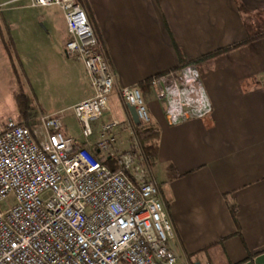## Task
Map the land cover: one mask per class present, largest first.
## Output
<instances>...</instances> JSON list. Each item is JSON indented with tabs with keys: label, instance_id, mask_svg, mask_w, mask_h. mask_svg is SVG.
<instances>
[{
	"label": "crops",
	"instance_id": "crops-1",
	"mask_svg": "<svg viewBox=\"0 0 264 264\" xmlns=\"http://www.w3.org/2000/svg\"><path fill=\"white\" fill-rule=\"evenodd\" d=\"M76 1L97 29L115 75L109 110L93 123L88 142L73 107L93 89L83 64L64 53L68 32L61 9L24 4L14 10L37 12L0 14V30L15 28L21 65L32 69L59 60L63 78L80 92L49 116L60 115L64 132L90 149L109 119L127 127L119 138L133 132L119 87L143 84L182 63L196 65L211 106L205 116L172 122L164 102L141 86L149 124L159 130L150 179L158 185L184 264H264V0ZM44 38L50 47L40 42ZM78 64L80 71L74 69ZM72 118L78 134L70 133Z\"/></svg>",
	"mask_w": 264,
	"mask_h": 264
},
{
	"label": "built area",
	"instance_id": "built-area-1",
	"mask_svg": "<svg viewBox=\"0 0 264 264\" xmlns=\"http://www.w3.org/2000/svg\"><path fill=\"white\" fill-rule=\"evenodd\" d=\"M17 1L61 9L64 53L83 64L93 89L73 107L88 142L109 110L115 75L86 11L76 0ZM150 88L172 122L211 110L193 63L152 77ZM119 95L141 124L150 123L138 85L119 87ZM122 124L102 122L94 143L101 156L115 158V169L68 136L60 115L42 117L33 129L12 118L0 124V204L15 200L0 206V264H184L158 185L139 166L130 171L133 153L113 150Z\"/></svg>",
	"mask_w": 264,
	"mask_h": 264
},
{
	"label": "rangeland",
	"instance_id": "rangeland-1",
	"mask_svg": "<svg viewBox=\"0 0 264 264\" xmlns=\"http://www.w3.org/2000/svg\"><path fill=\"white\" fill-rule=\"evenodd\" d=\"M1 1L2 0H0V2ZM8 2L9 3L4 6V10H2L0 14L23 13L32 15L33 13L37 12V10L31 9L17 11L14 10L15 7L26 4V1L10 0ZM6 9H9V11L7 12ZM13 34H15V28L9 30L1 28L0 30V39L1 37H3L5 41V44L3 43V46H0V48L4 47V52L1 53L0 51V75L2 76V78L0 79H3L0 80V124L4 123L8 118L24 122V119H20L19 107L15 100L16 95L19 96L21 94H24V96L31 100V105L35 106V111L32 110V114H30L29 116V119H35L39 121V123L37 122L33 127L35 128L39 126L42 117L49 116V113L55 107L66 106L71 100L76 98L80 94V92L74 84L68 82L65 78H63L62 72L64 73L65 67L63 63L60 64L59 60L55 62L54 60H52L50 64H43L41 67H38L39 69L28 68L26 64L25 66L24 64L21 65L20 56L18 54L16 55L17 52L14 51ZM49 40L50 38H44L40 42H42L44 46L47 44L46 47H50L51 42H48ZM44 46L42 47L44 48ZM43 50L44 51L42 52L44 54L51 53V51L47 48H44ZM62 57L66 58L64 54H62ZM22 66L24 67V71L26 72V74L23 73L24 71L22 70ZM74 69L76 71H80L79 64ZM7 75L8 77H6ZM11 75L12 77L14 76V79H10ZM201 80L202 82H204L202 77ZM19 98L23 101V98H21V96H19ZM15 110L17 112H15ZM68 126L71 134L79 133V125L75 118H72L71 122L68 123ZM124 129L127 130V127H121L116 133V141L113 145V150L122 154L128 151L133 153L135 157L130 167V171L134 173V168L139 166L142 170L143 175L146 178H150V168L143 160L139 144L134 136V132L129 130L128 133L120 135L119 138L118 134L120 130ZM119 139L120 142L117 143V140ZM113 161H115V158H112L110 160L111 163ZM109 166H111V164H109ZM14 203V198L10 197L1 202L0 206L5 209L12 206Z\"/></svg>",
	"mask_w": 264,
	"mask_h": 264
},
{
	"label": "trees",
	"instance_id": "trees-1",
	"mask_svg": "<svg viewBox=\"0 0 264 264\" xmlns=\"http://www.w3.org/2000/svg\"><path fill=\"white\" fill-rule=\"evenodd\" d=\"M92 26H93V24H92ZM93 29H94L97 37H98V40H99L101 46L103 47V49L105 51L104 44H103L101 37H100L97 29L95 28V26H93ZM142 85L150 87V79L145 81L143 84L138 85L140 87V89H141ZM19 96H21V98H23V101L20 100ZM19 96L16 95L15 100H16V103L19 107L20 119H24L23 123H25L30 129H33L35 124L37 122L39 123V121H37L35 119H29L30 114H32V110L35 111V106L31 105L32 104L31 100L28 99L26 96H24V94H21ZM133 132H134L135 139L137 140V142L139 144V147L141 150V155L143 157L144 162L146 163V165L149 168H152L155 165V162H156V159L158 156V140H159L158 128L151 125V124H139V125L134 124L133 125ZM90 151L103 164H106L108 166H109V164H111V162H110L111 157L101 156L96 147L90 148ZM110 167L115 169V166L113 167L111 165ZM232 214L234 215L233 210H232Z\"/></svg>",
	"mask_w": 264,
	"mask_h": 264
},
{
	"label": "water",
	"instance_id": "water-1",
	"mask_svg": "<svg viewBox=\"0 0 264 264\" xmlns=\"http://www.w3.org/2000/svg\"><path fill=\"white\" fill-rule=\"evenodd\" d=\"M128 110L130 112V115L132 117V120H133L134 124L135 125L141 124L140 120H139V118H138V116L136 114V110H135L134 106L128 105Z\"/></svg>",
	"mask_w": 264,
	"mask_h": 264
}]
</instances>
